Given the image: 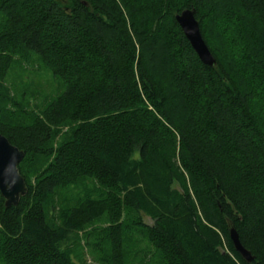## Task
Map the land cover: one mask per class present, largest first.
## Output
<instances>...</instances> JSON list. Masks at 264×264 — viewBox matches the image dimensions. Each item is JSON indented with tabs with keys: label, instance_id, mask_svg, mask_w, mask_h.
<instances>
[{
	"label": "trees",
	"instance_id": "16d2710c",
	"mask_svg": "<svg viewBox=\"0 0 264 264\" xmlns=\"http://www.w3.org/2000/svg\"><path fill=\"white\" fill-rule=\"evenodd\" d=\"M0 135L27 188L0 264H264V0H0Z\"/></svg>",
	"mask_w": 264,
	"mask_h": 264
},
{
	"label": "water",
	"instance_id": "95a60500",
	"mask_svg": "<svg viewBox=\"0 0 264 264\" xmlns=\"http://www.w3.org/2000/svg\"><path fill=\"white\" fill-rule=\"evenodd\" d=\"M174 19L200 62L206 66L214 67L215 61L202 39L195 10L193 8L185 9L176 14ZM23 156V152L0 135V196L4 200L6 208L17 206L20 198L27 193L25 181L18 172V165ZM228 235L234 251L240 255L244 262L250 263L253 260L251 254L241 246L238 235L231 226H229Z\"/></svg>",
	"mask_w": 264,
	"mask_h": 264
},
{
	"label": "rangeland",
	"instance_id": "374dc122",
	"mask_svg": "<svg viewBox=\"0 0 264 264\" xmlns=\"http://www.w3.org/2000/svg\"><path fill=\"white\" fill-rule=\"evenodd\" d=\"M29 71L28 68L24 71L19 68L12 69L7 74L6 84L10 88V94L15 97V100H25L31 105V103L33 104L31 98L24 96L25 99H22L25 90L42 94L48 92L49 89L45 84V81H42L41 83L40 75L36 74L34 76L33 72L31 73ZM38 85H41L42 87H38ZM144 222L148 225L152 224V222L146 218L144 219ZM140 262L141 259L138 254H135L133 259L129 260V264H140ZM83 264H94V262L89 256H86Z\"/></svg>",
	"mask_w": 264,
	"mask_h": 264
},
{
	"label": "bare ground",
	"instance_id": "6f19581e",
	"mask_svg": "<svg viewBox=\"0 0 264 264\" xmlns=\"http://www.w3.org/2000/svg\"><path fill=\"white\" fill-rule=\"evenodd\" d=\"M178 14V13H177ZM83 190V189H82ZM64 193V192H63ZM111 196V195H110ZM66 198V197H65ZM101 198V197H100ZM104 202V201H103ZM104 204V203H103ZM104 232V231H103ZM107 248V247H106ZM118 251V250H117Z\"/></svg>",
	"mask_w": 264,
	"mask_h": 264
}]
</instances>
